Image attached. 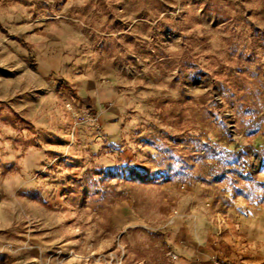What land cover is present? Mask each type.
<instances>
[{
	"label": "rangeland",
	"instance_id": "1",
	"mask_svg": "<svg viewBox=\"0 0 264 264\" xmlns=\"http://www.w3.org/2000/svg\"><path fill=\"white\" fill-rule=\"evenodd\" d=\"M242 209L264 0H0V264H175L196 212L201 264H264Z\"/></svg>",
	"mask_w": 264,
	"mask_h": 264
},
{
	"label": "crops",
	"instance_id": "2",
	"mask_svg": "<svg viewBox=\"0 0 264 264\" xmlns=\"http://www.w3.org/2000/svg\"><path fill=\"white\" fill-rule=\"evenodd\" d=\"M254 211L255 209H253L252 211H250V209L248 211H245L244 209H242L241 211L243 213L241 215H243L242 217L243 219H245L246 223L252 224L254 227V231L250 232V234H252L253 236H255V234H259L260 232H264L263 231L264 218L255 216V215L252 216ZM192 218H193L191 221L192 224H191V227L188 225V228H189L188 230L194 231L195 238L194 239L192 238L193 240L192 243L194 244L192 247L188 246V248H185L187 251L186 250L182 251L181 249L176 250V253L180 257V259L177 260L175 264H201L202 261L204 260L208 261V257L201 258L203 257V254L199 253L198 250H199L200 245H202V239L204 238L203 231L205 229L206 224H209V222L205 220L204 216L198 212H196L192 216ZM257 223L262 224V227L261 226L257 227L256 226ZM183 257L187 258V260L183 259Z\"/></svg>",
	"mask_w": 264,
	"mask_h": 264
},
{
	"label": "built area",
	"instance_id": "3",
	"mask_svg": "<svg viewBox=\"0 0 264 264\" xmlns=\"http://www.w3.org/2000/svg\"><path fill=\"white\" fill-rule=\"evenodd\" d=\"M214 264H219L218 262H215Z\"/></svg>",
	"mask_w": 264,
	"mask_h": 264
}]
</instances>
